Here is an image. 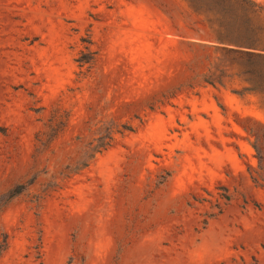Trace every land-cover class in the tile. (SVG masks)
I'll return each instance as SVG.
<instances>
[{"label": "rangeland", "instance_id": "obj_1", "mask_svg": "<svg viewBox=\"0 0 264 264\" xmlns=\"http://www.w3.org/2000/svg\"><path fill=\"white\" fill-rule=\"evenodd\" d=\"M219 2L0 0V264H264V62Z\"/></svg>", "mask_w": 264, "mask_h": 264}, {"label": "trees", "instance_id": "obj_2", "mask_svg": "<svg viewBox=\"0 0 264 264\" xmlns=\"http://www.w3.org/2000/svg\"><path fill=\"white\" fill-rule=\"evenodd\" d=\"M219 4L216 16L205 20L206 40L220 54L234 60L264 62V23L255 21L257 17L264 18V3L220 0Z\"/></svg>", "mask_w": 264, "mask_h": 264}]
</instances>
